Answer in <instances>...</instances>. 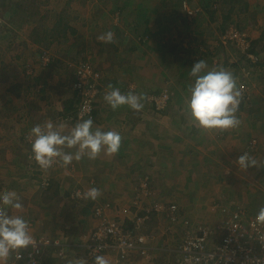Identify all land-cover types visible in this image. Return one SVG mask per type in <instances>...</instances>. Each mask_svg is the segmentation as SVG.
Here are the masks:
<instances>
[{
  "label": "crops",
  "instance_id": "1",
  "mask_svg": "<svg viewBox=\"0 0 264 264\" xmlns=\"http://www.w3.org/2000/svg\"><path fill=\"white\" fill-rule=\"evenodd\" d=\"M130 2L127 10L128 15H122L120 23H116V17L113 15L109 19L103 15L100 18L104 25L102 32L111 31L114 33L112 51H102V48L110 43L100 42L97 39L93 42L100 47V51L94 57L88 55L87 51L89 49L92 51L94 45L85 47L81 43V47H76V50L78 49L83 57L88 55L85 58H92L93 63L102 70L105 76L106 90L108 85H112L118 87L125 94L133 91L149 96L153 94L151 91L159 90L162 88L161 85L165 86L167 82L174 85L176 84L174 81L177 79H183L186 81L185 83L190 82L189 70L195 63L207 56L204 52L205 49H209L207 45L211 42L203 37L204 30L208 29L209 23L212 21L217 23L222 18L225 11L223 6L226 5V2H221L220 9L216 12L217 15H202L203 11L201 12L200 9L190 18L187 15H178L181 14V7H178L177 14L175 11H170V15L163 7L164 13L166 12L164 15V13L160 14L161 8L158 7V3L152 8H145L147 7L145 0L139 3L133 0ZM192 2H196L199 7L201 0H191ZM202 2L206 7V13L212 9L213 11L217 10L216 4L211 2L209 7V3H206L205 0ZM150 11L151 15H148L147 13ZM136 12L139 13L136 14ZM247 12L246 10L243 15H231V19L243 22L242 25L245 26L255 16H257V20L264 18V15H246ZM226 25L228 26V24ZM119 26H121L120 30ZM126 26L128 29L124 32L123 29ZM180 26L184 27V33L177 32L178 34L175 35L174 32ZM227 26L222 25L221 28L218 25L211 31L208 29L210 33L207 36L212 41L215 38L220 39L221 35L224 38L228 35L225 33ZM76 33L67 32L66 34L72 38L77 36ZM87 35L85 31L82 33L81 40L83 42H86L84 39ZM95 35V33H91V36L95 37ZM261 35H263L261 37L263 41L264 34ZM179 36L184 44L180 41L179 45L172 46L179 42L177 39ZM224 39L226 40V38ZM115 41H119V44ZM227 42H229L228 37ZM78 43L79 41H77V45ZM131 43L134 45L128 47ZM217 44L227 47L223 39ZM184 45L189 51V57L179 59V53L182 52L181 49L185 48ZM251 45L254 44L251 42ZM108 52L111 53L106 56ZM123 53L126 56L121 60L120 55L123 56ZM254 53L257 54V58L259 57L255 61L257 64L264 56V52L259 53L256 49ZM254 53L252 52V54ZM80 54L77 53V55ZM116 58H119L117 62ZM190 60H194V62ZM188 62L191 63L188 64ZM65 69L67 70L69 67L66 65ZM71 79L66 82V86L70 84ZM259 83L261 86L264 85L261 80ZM260 85H255L257 88L255 89L251 83L249 84L250 95L248 97L246 90L245 101H241L236 114L237 118L242 121L237 128L228 130H204L193 126L186 110L182 108L187 96L180 97L176 93H173L168 101L169 105H166L168 107L163 110L155 109L149 99L145 101L143 110L139 112L128 106H122L113 111L104 99L99 100V113L96 117L99 120L93 127H99L103 131L118 132L122 138L120 150L113 156L105 155L104 152H101L95 159L85 156L80 161L73 160L72 168H68L69 165L66 167V171H69V174H66V195L69 191L77 188L81 197L66 196V198L58 199L57 196L55 197L54 190L51 189L45 190L37 196V203L39 198L42 200L41 208L29 205L35 215L40 211H45L43 216L36 215L34 218H30L33 236L58 243L47 246L43 257L44 264H81V262L94 264V261L88 258L87 250L81 242L85 240V236L94 231L97 225L92 216L94 207L111 203L116 208L118 207L116 214L125 219L128 226H131L135 212L134 208L132 211L129 208L138 194L145 198L147 204L156 198H159L158 201L164 204L177 203L183 209L182 220L189 221L192 226L209 225L212 227L213 222H216L219 216L222 217L223 205L228 207L244 205L243 203H249L250 200L261 195L259 201L255 200L253 203L255 205L253 211H256L257 214L258 204L264 203V181L257 183L255 188L248 186L246 189L241 184L242 182L238 183V181L242 178L249 182L258 175L264 176V158L257 157L256 153L260 146L264 147V141L260 140L261 138L258 136L260 133L264 137V107L261 105V101H264V90ZM240 87L241 84L237 82V88ZM253 96L254 101L252 100L249 104L248 102L251 97L253 99ZM253 105L254 107L251 108L250 106ZM47 112L48 110H46V114ZM74 126L70 125L69 127L71 129ZM67 132L68 130H66V134ZM232 137L233 140H231ZM251 137L252 139H250ZM250 146L252 149L247 150ZM237 149L239 151L241 149V153L238 152L240 154L252 151L257 157L255 167L251 172L249 171L250 176L247 174L240 176L239 167L236 170L221 167L222 161L233 156L234 151H238ZM64 150L73 153L76 151L75 148H65ZM238 157L239 155H234L236 160ZM235 159L233 164H236ZM235 166L233 165V168ZM57 169H54L55 172ZM44 171L47 174L51 172V170ZM75 171L76 173H74ZM59 176H54L56 178L54 184L60 179ZM71 179L76 180L70 183ZM146 181L148 185L147 188H144L142 183ZM233 183H236V186L234 185L235 193L227 194L226 192L233 187ZM92 187L98 188L101 195L95 200L84 199L82 194ZM145 191L152 193V196L145 197ZM248 194L250 196H247ZM64 195L63 197H65ZM248 208L252 211L250 207ZM146 226L149 230L147 232L155 235V238L147 243L149 257L144 258L134 254L133 263H171L170 261L173 259L169 257V251L166 249L168 247L169 249L175 248L178 245L184 230L183 224L175 226L177 228L174 231L165 217L153 215ZM34 228H38L39 231H33ZM107 258L110 263L113 262L110 257ZM10 261L12 264H26L25 261H15L14 257Z\"/></svg>",
  "mask_w": 264,
  "mask_h": 264
},
{
  "label": "rangeland",
  "instance_id": "2",
  "mask_svg": "<svg viewBox=\"0 0 264 264\" xmlns=\"http://www.w3.org/2000/svg\"><path fill=\"white\" fill-rule=\"evenodd\" d=\"M1 1L2 0H0V4L2 3ZM11 1L15 3L17 0ZM19 1L20 2H18L17 4L21 5L22 8L19 11L17 10V12H9L10 5L6 6V8H0V25L1 27H3L2 31L0 32V192L15 191L18 194L24 207L21 211L16 212L13 210L10 214L22 215L30 223V218H34V216L36 215L43 216L45 213V211H40L38 212L39 214L35 215L32 212L31 206L29 205L32 204L34 206H37L38 209L43 206V204L41 203L42 200L39 198L37 203L36 199L38 198L37 196L40 195L41 192L45 191L49 186V179H53L55 182L56 178H54V176L60 175V179L58 181L62 183L60 189L62 193L64 190H66V174H69V171H66L65 166H62L61 169H57L56 172L54 169H52L50 174H47L43 169L39 168L37 163L31 158V129L36 125H43L46 122L51 121L57 125H65L64 131L66 134V130L70 131L69 126L75 125V123L68 124L67 122H65V109L69 104L68 103L66 105V103L68 102V100H75L73 91H71L69 86L71 82L68 86H66V82H69L70 78H72L73 76V70L67 69L64 73H62V65L56 66L55 64L47 68H43L40 60V51H49L53 55V57H58L59 61H62L60 62L61 64H66V62L68 61H76L85 58L88 55L94 57V55H96V53L100 51V47L97 44H94L95 42L93 41H95V39H97L99 35L104 33L102 32V29H104V25L102 23V20L100 21L101 16L104 14L103 16H105L106 19H109V17L113 15L114 17H116V23H120V20H122V15H128L127 10L131 2L130 0ZM133 1L138 3L141 1L144 2V0ZM145 1V5H147V7L145 8H152L156 3H158V7L161 8L160 14L164 13L163 7H165V11L168 12V15H170V11L174 12L177 8V0ZM202 1L203 0H201L199 7L198 4L194 2L195 7L198 9L193 8V10L186 2L182 3L181 7L183 6L185 11H187L188 9L191 10L189 16L194 15L200 9L201 12L203 11L202 15H213V9L209 13H206V7L203 5ZM245 1L250 4H248L249 6L247 7L248 15H264V0ZM211 2L214 4L217 3L216 0H210L209 7L211 5ZM230 6L231 4L229 3L223 6L225 10L223 14L228 13ZM237 6H241V8H243V4H237L236 7ZM7 9L8 13L12 14H10L11 17L13 16V18H15V22L11 20L9 21L8 16L10 15H6ZM120 10L122 11L120 12ZM143 12L146 13V11ZM138 13L139 12H136V14ZM150 13L151 11L147 14L151 15ZM165 13L164 15H166ZM181 14H184V11L182 9ZM129 15H132V13H129ZM231 21L232 20L226 21V19H223L222 17L219 21H217V23H215V21H212V23H209L207 27L211 31L212 29H215V27H218V25H220V27L222 28V25L224 23L225 27L227 26L226 24H228L229 26ZM118 29L120 30L121 26H119ZM127 29L128 27L126 26L123 31L126 32ZM183 29L184 27L180 26L178 30L176 29L177 31H175L174 34H178L177 32L183 34ZM208 29H206V31L204 30L205 33L203 34V37L211 42L207 45L209 49H205L204 52L205 56H207L202 60L206 61L210 69L222 67L226 70H229L233 74V76L235 75L234 78L236 79V83L239 82L240 84H243L246 87L247 91L250 83L252 86H254L255 89H257L255 85L259 86L260 80L261 83L264 82V56L260 59L259 63L256 64L255 61L259 59V57H256L257 54H252V52L245 53V51L252 49L253 51H255L257 49L259 53L264 52V40H261V37L263 36L261 34H264V18L257 20V16H255L254 19L252 18L250 20V23L248 25L244 26L243 24L242 30L235 29V31L242 33L241 38L243 39V41L235 44L237 48L240 49V52L238 50L232 49V46L229 45L230 42H227V36L224 37L226 38V40L222 37L223 35H221L220 39L215 38L214 41L210 40V37L207 36L210 33ZM84 31L88 34L86 37L87 40L84 39L86 42H83L81 40L82 33ZM67 32H77V36L72 38L71 36L68 37V43L66 44ZM91 33H95V37L91 36ZM229 33L230 32H228L227 34ZM54 34L55 36L53 38ZM177 39H179V42L177 44H172V46L180 44L181 36H179ZM222 39L224 40V43L225 45H227V47L217 44L218 42L222 41ZM23 40L29 43L30 47H24L22 44L20 45ZM120 40L122 41V39ZM77 41H79L78 45ZM113 42L114 41H112V43ZM183 42L184 41H181L182 44H184ZM251 42L254 45H251ZM81 43L85 47L87 45H94L92 47V51H90V49L87 50L89 53L84 57L82 53L80 55H77V51L79 50H76V47H81ZM112 43L104 46L102 48V51H112ZM115 43L119 44V41H115ZM60 44L62 46L58 47L57 45ZM129 45L130 46L128 47H132L134 43H131ZM184 47L185 48L181 49L182 52L179 53V59L181 57H189V51L187 50V47L185 45ZM67 48H69L70 51L67 50ZM110 53L111 52L106 53V56L110 55ZM122 55L123 56L120 55L121 60L125 58L126 54L123 53ZM248 55L251 56L249 57ZM247 58H251V61H253L254 64L246 60ZM118 59L119 58H116V62L118 61ZM35 61V75L30 76L24 73L23 70H26V66L29 67L31 65L30 63ZM190 61L194 62V60ZM191 62H188V64H190ZM235 64L237 66L233 67V65ZM36 78L38 79L36 80ZM45 78L47 79L46 81L44 80ZM174 82L176 83L175 85L169 84L167 82L165 83V86H163L164 84L161 85V90H153L151 91V93H167L169 98L173 96V93L179 94L180 97L187 96V88L189 84L192 83V81L185 83V80L177 79ZM256 82H258V84H256ZM41 86L45 87L38 88ZM261 87L262 90H264V85H262ZM185 88L186 90H184ZM40 89H44L45 91L41 93ZM249 95L250 93L248 91V97ZM252 100L254 101V96L253 99L252 97L250 98V101L248 103L250 104ZM58 101L59 104L57 103ZM261 105L264 107V101H261ZM167 107L168 106L164 108L166 109ZM250 107L252 108L254 107V105ZM182 108L185 109V104L182 105ZM46 110H48L47 114ZM167 110L169 111V109ZM258 136L261 138L260 140L264 141L263 135H260V133H258ZM250 139H252V137ZM231 140H233V137ZM251 149V146L247 148V150ZM237 150L238 151H234V155L240 156L243 154H240L241 149L240 151L239 149ZM245 153H247L254 160H256L258 156L264 158V147L261 148L260 146V148L257 149V157L252 151H246ZM234 155L225 158L221 163V167H224L225 169H227L228 167V169L231 170L238 169L237 164H233V160L235 159ZM233 165H236L235 168H233ZM69 167H71V164L68 166V168ZM250 169H248L247 171L239 169L240 172L238 170L237 172H239L240 176H246L245 174L250 176L249 171L251 172L253 170L252 168ZM49 171L50 170H48V172ZM74 173H76V171ZM263 181L264 176L260 177V175H258L255 179H252L249 182L241 178L238 183L242 182L241 184H243L246 189L248 188V186L255 188L257 187V183H263ZM234 185L236 186V183H233V187H231L230 190L226 192L227 194H230V192L235 193L236 190L234 189ZM50 188H52V186ZM247 196H250V194H248ZM260 197L261 195L252 200L247 199L248 201L250 200L249 203L245 202L243 204L250 207L252 209L251 212L255 214L256 211H253V206L255 208V205L253 203H255V200L256 202L259 201ZM155 200L158 201L159 198H156ZM27 206L28 208H26ZM234 206L228 207L227 205H223V209L228 208L230 209V211H232L234 210ZM52 207L55 210L54 206ZM261 207H264V203H259L257 209L259 210V208ZM221 215L222 217L219 216V219L216 220V222H213L212 227H214L215 223L221 221L224 218L223 214ZM166 220L169 224V220L167 218ZM170 225L172 227V230L175 231L177 228L175 227L176 225L171 223ZM33 231L36 232L39 231V229L34 228ZM147 231L149 230L147 229V226H145L143 234L153 235L154 237L151 238L153 240L155 238V235L153 233H148ZM84 241L85 240H82L81 242L85 244ZM176 247L171 249H169L168 247L166 249L169 251V257H172L173 259V261H170L171 263L169 264H184L182 263L181 254L176 251ZM147 251L149 252V248Z\"/></svg>",
  "mask_w": 264,
  "mask_h": 264
},
{
  "label": "clouds",
  "instance_id": "3",
  "mask_svg": "<svg viewBox=\"0 0 264 264\" xmlns=\"http://www.w3.org/2000/svg\"><path fill=\"white\" fill-rule=\"evenodd\" d=\"M113 38L114 33L108 31L99 35L97 40L112 43ZM245 53L250 52L248 50ZM47 58L50 61L44 63ZM56 60L59 61V58L53 57L49 51H44V56H42L43 68L53 65ZM248 60L251 61L252 59L248 58ZM84 61L96 66L90 57L66 62L69 69L73 70L71 84L69 85L71 91H73L72 85L76 67ZM96 68L102 74L101 86L103 93L99 100L104 99L113 111L122 106H128L137 112L143 110L145 101L150 99L145 93L129 91L125 94L118 87L112 85H108L106 90L105 76L99 67L96 66ZM188 75L192 83L187 88L185 110L192 125L204 130L237 128L241 121L236 114L241 101H245L246 87L244 86V96H241L236 79L229 70L222 67L210 69L206 61L202 59L193 65ZM73 95L75 97L74 92ZM73 102H76V100ZM71 115H73L72 111L67 113L66 117ZM65 122L68 124L75 123V126L67 134L64 131L65 125H57L51 121L43 125H36L31 129V158L41 169L52 170L49 168L58 162L67 167L73 160L80 161L85 156L89 159H95L101 152L108 156H113L119 152L122 138L118 132L103 131L99 127L94 128L93 125L96 121H93L90 117L78 123L66 120ZM65 148H75L76 151L74 153L66 152ZM235 163L239 169L244 171L256 165V161L247 153L240 155ZM82 195L86 200H95L101 195V192L98 188L92 187ZM23 207L20 197L15 191L0 192V264H12L10 259L13 255L15 261H20L23 259L22 253L25 250L29 248L35 250L37 247L29 221L22 215L10 214L13 210L16 212L21 211ZM255 219L257 223L264 224V207L259 208ZM112 263L105 255H97L94 260V264ZM81 264H86V262H81Z\"/></svg>",
  "mask_w": 264,
  "mask_h": 264
},
{
  "label": "built area",
  "instance_id": "4",
  "mask_svg": "<svg viewBox=\"0 0 264 264\" xmlns=\"http://www.w3.org/2000/svg\"><path fill=\"white\" fill-rule=\"evenodd\" d=\"M241 35V32L233 30L227 37L232 44H238L243 41ZM49 61L47 58L44 63ZM101 81L102 74L96 66L88 61L77 65L72 85L76 102L73 115L67 116L66 121L78 123L89 117L93 121L96 120L93 110L103 93ZM148 97L157 110L164 109L170 99L167 93ZM59 164L60 162L53 167ZM142 185L147 188V181ZM151 196L152 193L145 191V197ZM74 197H81L80 192H76ZM144 199L138 194L129 208L131 211L134 208L135 212L131 226L116 214L118 209L111 203L94 207L93 218L97 225L92 233L85 236L84 241L87 256L91 261H94L97 255L110 257L112 264H134V254L148 258L147 241L154 236L143 234L144 227L153 215H162L171 224L184 226L181 240L176 247L184 264H264V224L257 223L256 214L247 206L238 204L232 211L224 208V218L210 228L207 225L192 226L189 221H183L181 207L177 203L164 204L154 200L147 204ZM34 239L36 249L29 248L22 253L23 259L20 261H25L26 264H41L43 248L58 244L50 239Z\"/></svg>",
  "mask_w": 264,
  "mask_h": 264
},
{
  "label": "trees",
  "instance_id": "5",
  "mask_svg": "<svg viewBox=\"0 0 264 264\" xmlns=\"http://www.w3.org/2000/svg\"><path fill=\"white\" fill-rule=\"evenodd\" d=\"M193 1V0H192ZM206 1V3H209V1L210 0H205ZM2 3L0 4V8L1 7H3V8H6V6H8V5H10V9H9V12H17V10L19 11V10H21V5H19V4H17L18 2H20L19 0H17L15 3L14 2H12L11 0L9 1V0H2L1 1ZM184 2H186V3H188L189 4V6L193 9H197L196 7H195V3L194 2H192L191 3V0H177V8H176V14H177V10H178V7H181V4L182 3H184ZM220 2V3H219ZM221 2H223V3H225V4H227V3H229V4H231V8H229V11H228V13L227 14H222L223 16V19H226V21L227 20H232L231 21V23L229 24V26L227 27V29H226V33H228V32H231V31H233V30H235V29H241L242 30V23H240V22H237V21H235V20H233V19H231V15H243V14H245L244 12H246V10L248 9L247 7L250 5L249 3H247L245 0H217V3H216V5H217V10H215V11H213L212 13H213V15H217V13L216 12H218L219 11V9H220V5H221ZM10 3V4H9ZM237 4H243V8H241L240 6H237L236 7V5ZM249 4V5H248ZM120 9V8H119ZM181 9L184 11V14L183 15H185V13H186V15H187V17L188 18H190V17H192L193 15H190L189 16V14H190V9H188L187 11H185V9L183 8V6L181 7ZM193 9V10H194ZM117 11H118V9H117ZM122 10H120V12H121ZM11 14V13H10ZM9 13H8V9H7V14L6 15H10ZM196 14V13H195ZM194 14V15H195ZM260 14H262V13H260ZM12 15V14H11ZM11 15L10 16H8L9 18V21L11 20V21H14V19L15 18H13V16L11 17ZM104 15V14H103ZM117 15V14H116ZM179 15H182V14H180L179 13ZM246 15H247V13H246ZM11 18H13V19H11ZM23 21V20H22ZM15 22V21H14ZM13 22V23H14ZM223 25H225V23L223 24ZM16 26H18V25H16ZM2 28L3 27H1V25H0V32L2 31ZM56 32V31H55ZM54 36H55V34L53 35V38H54ZM13 37H14V35H13ZM68 37H70V36H68L67 34H66V39L68 38ZM19 39V38H18ZM68 43V39L66 40V44ZM23 45L24 47H30V44L29 43H27L25 40H23L22 41V43H20V45ZM229 45H233L232 46V49H235V50H238L239 52H240V49L239 48H237V46L235 45V44H232V43H229ZM69 51H70V49H69ZM249 52H253L254 53V51H253V49L252 50H249ZM77 53L78 54H80V52L79 51H77ZM40 60H41V63H42V56H44V51H40ZM216 56V55H215ZM60 62H62V61H58V60H56L55 62H54V64L57 66V65H59V66H61L62 65V68H63V71H62V73H64L65 71H66V65L64 64V63H60ZM250 63V62H249ZM31 65L29 66V67H27L26 66V70L24 69L23 71H24V73H26L27 75H30V76H32V75H35V70H36V68H35V64H36V61L35 62H31L30 63ZM237 65L235 64V65H233V67H236ZM227 67H229V66H227ZM235 76V75H234ZM39 78V77H38ZM38 78H36V80L38 79ZM45 81L47 80L46 78L44 79ZM47 86V85H46ZM240 91H241V96H244V90H245V87H244V85L243 84H241V87L240 88H238ZM43 91H45L44 89H42L41 90V93H43ZM153 94H158V93H153ZM101 97V96H100ZM69 103V104H68ZM74 103L75 102H73L72 100H69L67 103H66V109H65V111H66V114L67 113H69V112H71V111H73L74 110ZM99 105H98V103L96 104V108L93 110V116L94 117H98L97 115H98V113H99ZM260 108V107H259ZM98 120L99 119H97L96 118V120H94V121H97L98 122ZM34 123V122H33ZM96 123V122H95ZM94 123V124H95ZM30 149H31V144H30ZM31 151V150H30ZM62 167V163L60 162V164L59 165H57V166H55V167H53L52 169H57V168H61ZM41 172V171H40ZM53 179H49V186L46 188V190L48 191L49 189H52V190H54V193H55V197L57 196L58 197V199H62V198H66V196L68 197H70V198H72V197H74L75 195H76V192H78L79 190L76 188V189H74V190H72V191H69L68 193H67V195H66V190H64L62 193H61V191H60V189H61V185H62V183L60 182V181H57L56 182V184H54L55 182L54 181H52ZM76 179H71V181H70V183L72 182V181H75ZM51 182H53V183H51ZM52 184H54V185H52ZM52 186V188H50ZM65 194V195H64ZM63 195L65 196V197H63ZM181 207V206H180ZM181 211H182V213H183V209H182V207H181ZM256 214V213H255ZM47 251V247H45V249L43 248V254H42V258H41V264H44V254H45V252Z\"/></svg>",
  "mask_w": 264,
  "mask_h": 264
}]
</instances>
